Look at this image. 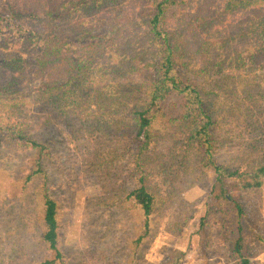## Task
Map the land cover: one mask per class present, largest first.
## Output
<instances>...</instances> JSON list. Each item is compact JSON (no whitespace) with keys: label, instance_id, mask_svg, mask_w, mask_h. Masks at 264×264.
<instances>
[{"label":"trees","instance_id":"obj_1","mask_svg":"<svg viewBox=\"0 0 264 264\" xmlns=\"http://www.w3.org/2000/svg\"><path fill=\"white\" fill-rule=\"evenodd\" d=\"M0 46L34 51L39 67L31 74L41 75L39 93L66 125L77 119L86 129L102 133L106 142L113 137L128 139L139 186L118 203L113 198L109 208L133 212L134 223L138 219L142 223L140 237L148 234L149 219L165 204L150 176L180 163L176 148L160 150L166 137L159 130L154 136L162 144L148 148L154 137L151 130L161 122L176 127V135L168 134L169 141L174 147L181 143L198 147L203 168L214 176L210 195L223 200L230 211L229 216L227 210L220 216L222 222L225 218L231 222L230 228L221 225L219 232L225 252L241 264H253V243L262 239L246 244L241 235L245 213L232 195L264 186V124L250 122L255 118L250 108L261 110L264 103V0H0ZM7 58L0 62L4 97L30 87L31 65L23 56ZM129 78L138 79L145 95L122 123ZM108 112L117 119L112 121L114 130L109 120L99 125L98 119ZM229 119L244 126L250 141L229 138L237 134L233 128H227L222 139L221 129ZM0 135L31 154L27 179L43 182L41 238L53 255L40 264H56L61 257L57 206L49 197L45 171L50 143L8 125H0ZM219 140L238 151L243 170L213 163ZM208 217L205 211L200 229Z\"/></svg>","mask_w":264,"mask_h":264},{"label":"rangeland","instance_id":"obj_2","mask_svg":"<svg viewBox=\"0 0 264 264\" xmlns=\"http://www.w3.org/2000/svg\"><path fill=\"white\" fill-rule=\"evenodd\" d=\"M33 52L26 47L9 50L0 46V62L4 57L10 61L14 56H23L25 63L31 65L27 75L29 89L17 95L0 96V125L50 143L45 171L49 197L57 206V249L61 257L56 264H241L225 252L220 240L221 225L231 227L230 219L222 222L220 216H225L223 210H227V216L230 211L223 200L210 195L214 176L203 168L202 154L196 145L173 146L167 137L176 135L177 128L171 127L172 124L161 122L151 130V137L159 130L166 139L162 144L154 136L148 148L161 144L163 152L164 146L173 151L176 148L180 163L160 176H150L165 204L159 214L149 219L148 234L140 237L142 223L140 219L134 223L133 212L121 213L116 206L109 208L113 198L118 203L139 186L128 139L113 137L112 142H106L102 133L86 129L79 120L71 119L66 125L53 115L51 111L55 108L46 106L43 102L46 96L39 93L41 75L31 74L39 67ZM125 82L127 100L119 119L122 123L145 95L137 78ZM250 109L255 116L250 122L264 124V103L261 110ZM104 120H109L110 130L115 129L112 121L117 119L109 112L98 119L102 121L99 125ZM229 121L221 129L222 139L227 137L226 129L233 128L237 134L229 138L250 141L244 126ZM99 127L96 128L102 130ZM235 151L219 140L213 149V163L243 170L244 164L237 161ZM31 160L27 150L11 146L7 137L0 135V264H40L53 257L41 238L43 182L36 177L27 179ZM232 197L242 204L245 213L241 223V235L248 242L245 243L250 244L257 237L262 239L261 243H253L251 261L264 264V186ZM108 209L114 213L112 217ZM205 211L209 217L200 229Z\"/></svg>","mask_w":264,"mask_h":264}]
</instances>
